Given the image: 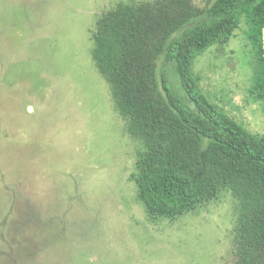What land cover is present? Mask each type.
Returning a JSON list of instances; mask_svg holds the SVG:
<instances>
[{"label": "rangeland", "instance_id": "374dc122", "mask_svg": "<svg viewBox=\"0 0 264 264\" xmlns=\"http://www.w3.org/2000/svg\"><path fill=\"white\" fill-rule=\"evenodd\" d=\"M215 2L0 0V264H264V222L240 223L231 191L182 216L150 220L132 180L145 147L127 132L93 57L102 23L124 16L129 28L131 14L119 5H132L124 36L142 78L137 89L165 99L164 71L195 110L174 63L150 50L202 20ZM250 29L246 16L193 71L211 103L263 138Z\"/></svg>", "mask_w": 264, "mask_h": 264}, {"label": "trees", "instance_id": "16d2710c", "mask_svg": "<svg viewBox=\"0 0 264 264\" xmlns=\"http://www.w3.org/2000/svg\"><path fill=\"white\" fill-rule=\"evenodd\" d=\"M135 19L132 5H119ZM251 18L250 39L258 54L254 92L264 100V0H216L205 17L168 44L153 46L156 59L174 63L182 88L195 110L174 92L161 72L165 99L147 97L138 89L132 54L126 48L125 17L106 20L95 35L93 57L99 72L114 90L128 121L127 132L143 143L132 180L151 221L179 217L231 191L238 199L240 223L264 222V137H258L211 103L202 92L193 68L211 47L231 38L244 17ZM131 34V32H130ZM155 70V64H152ZM150 68V71H151ZM127 90L128 94H124Z\"/></svg>", "mask_w": 264, "mask_h": 264}, {"label": "water", "instance_id": "95a60500", "mask_svg": "<svg viewBox=\"0 0 264 264\" xmlns=\"http://www.w3.org/2000/svg\"><path fill=\"white\" fill-rule=\"evenodd\" d=\"M262 40H263V49H264V28H263V32H262Z\"/></svg>", "mask_w": 264, "mask_h": 264}]
</instances>
